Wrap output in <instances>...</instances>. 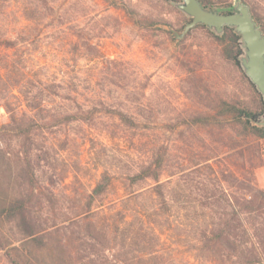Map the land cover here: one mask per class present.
<instances>
[{
	"label": "rangeland",
	"instance_id": "1",
	"mask_svg": "<svg viewBox=\"0 0 264 264\" xmlns=\"http://www.w3.org/2000/svg\"><path fill=\"white\" fill-rule=\"evenodd\" d=\"M259 1L264 17V0ZM54 4V18L40 22L24 15L22 0L0 7V125L10 121L6 101L12 112L30 113L17 81L65 72L85 80L79 104L83 111L91 110V124L75 121L39 134L56 162L51 185L67 213H77L86 205L105 174L111 181L105 194V213L113 214L121 206L120 198L138 188L136 191H142L139 203L149 208L155 181L149 178L129 186L126 178L158 154L164 163L161 181L166 184L168 199L180 190V176L189 170L206 171L210 164L215 170L228 168L240 173L244 164L249 167L250 159L259 163L258 154L238 146L239 138L231 128L213 119L209 125L192 122L198 116L217 115L214 99L220 96L239 94L260 110L259 98L240 69L223 55L219 37L225 32L218 35L197 25L176 40L168 26L182 30L188 16L172 1L56 0ZM22 31L41 33V40L32 42L26 51L2 44L3 38ZM76 31L92 37L94 60L88 54L80 59L79 53L70 51V41L77 40ZM72 109L80 110L76 103ZM119 110L127 112L138 126L125 125L116 114ZM261 144L263 163L253 171L257 185L264 189V139ZM17 148L15 141L8 143L0 137V209L19 194L22 160ZM174 172L177 174L171 176ZM160 211L151 215V220L157 219L166 264H225L197 248L194 215L201 212L199 206L187 211L172 202L169 212ZM0 229L20 245L23 236L16 221L0 219ZM0 264L10 263L2 258Z\"/></svg>",
	"mask_w": 264,
	"mask_h": 264
},
{
	"label": "trees",
	"instance_id": "2",
	"mask_svg": "<svg viewBox=\"0 0 264 264\" xmlns=\"http://www.w3.org/2000/svg\"><path fill=\"white\" fill-rule=\"evenodd\" d=\"M14 1L21 0H0V7ZM200 1L207 8L225 7L224 12H228L232 5L231 0ZM243 1L251 5L252 13L264 32L260 1ZM22 2L25 3L23 13L29 20L40 22L52 16L54 18L56 14V0ZM64 14L65 11L59 18ZM61 24H64L62 20ZM74 34L77 40L70 41V51L79 53L80 59L88 54L94 60L95 43L92 37L80 31ZM40 38L41 33L32 35L22 31L3 38L1 42L7 48L26 51L32 42ZM240 38L230 27H226L224 36L219 37L224 57L240 69L259 98L260 110L252 108L239 94L227 98L220 96L214 99L219 107L217 115L211 118L198 116L192 122L209 125L213 119L221 126L231 128L239 138L238 146L258 154L259 163L250 159L249 167L244 164L240 173L228 168L215 170L210 164L206 165V171L202 168L189 170L180 176V190L168 199L164 189L166 184L161 181L164 163L161 154H158L126 178L129 186L149 178L155 181V195L150 209L139 203L142 191H136L141 189L138 188L120 198L121 206L113 214L105 213V194L111 184L105 174L89 194L86 205L77 213H67L64 201L51 185L57 170L56 162L48 146L39 140V134L75 121L91 124V110L83 111L79 104L80 87L85 80L78 74L65 72L17 81L18 90L30 113L12 112L8 101L4 102L10 121L0 125V137L8 143H17L16 152L22 166L18 172L19 194L0 209V219L16 221L23 237L20 245L14 244L0 229V263L2 258H6L10 264H33L32 260H36L37 264H166L162 260L157 219L151 220V215H158L161 213L159 210L169 212L174 202L187 211L196 206L201 209L194 215V238L202 253L212 256L219 263L264 264V189L257 185L253 171L263 163L261 140L264 139V127L250 120V117L258 119L264 114V101L241 69ZM109 62L118 65L117 61ZM72 103H76L80 110L74 111ZM116 114L128 127L139 124L123 110Z\"/></svg>",
	"mask_w": 264,
	"mask_h": 264
},
{
	"label": "water",
	"instance_id": "3",
	"mask_svg": "<svg viewBox=\"0 0 264 264\" xmlns=\"http://www.w3.org/2000/svg\"><path fill=\"white\" fill-rule=\"evenodd\" d=\"M172 2L191 18L186 21L182 30L168 26L176 40L182 39L197 25H205L218 35L223 34L226 27H230L241 36L240 66L261 93L264 101V32L257 23L251 6L243 0H234L230 10L224 12L220 8H207L200 0ZM250 120L253 124L264 127V114L258 119L250 117Z\"/></svg>",
	"mask_w": 264,
	"mask_h": 264
}]
</instances>
